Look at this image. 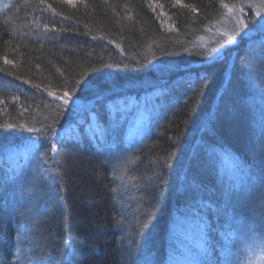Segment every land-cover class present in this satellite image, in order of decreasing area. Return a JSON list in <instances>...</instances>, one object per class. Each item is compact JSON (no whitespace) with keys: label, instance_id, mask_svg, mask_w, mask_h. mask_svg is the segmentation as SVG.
<instances>
[{"label":"trees","instance_id":"obj_1","mask_svg":"<svg viewBox=\"0 0 264 264\" xmlns=\"http://www.w3.org/2000/svg\"><path fill=\"white\" fill-rule=\"evenodd\" d=\"M255 3L0 0V264H183L197 242L235 264L245 239L264 264V29L231 22Z\"/></svg>","mask_w":264,"mask_h":264},{"label":"rangeland","instance_id":"obj_2","mask_svg":"<svg viewBox=\"0 0 264 264\" xmlns=\"http://www.w3.org/2000/svg\"><path fill=\"white\" fill-rule=\"evenodd\" d=\"M232 12V25L235 29L233 35L239 36V34H249L253 32L260 31L264 29V0H256L255 4H251L246 7H237L236 10ZM227 22V21H226ZM230 35L228 37L229 43L230 41L235 39V36ZM232 37V39H231ZM221 49L217 52L219 53ZM217 54L215 55V57ZM206 60H210L207 57ZM223 174V173H222ZM236 177H240L242 180L236 182ZM223 182L224 179L221 177ZM247 180V175H230L229 180H226L224 183L227 184L230 188L225 190L229 194L227 199L226 206L229 207L230 211L233 214L238 212L244 215V212L249 206L248 198L251 195V191L253 188H242L243 182ZM240 189V190H239ZM254 237H258L257 235ZM221 241L226 242L227 238L223 237ZM197 246V247H196ZM238 253L237 255V263L235 264H261L260 257L255 252H253L251 247L247 246V240L245 239L240 241V244L237 245ZM184 258L181 262L183 264H198L197 259H205L207 262L210 261L209 255H206L201 251V243L197 242V245L193 246L192 251L183 255ZM181 258V259H182ZM180 259V261H181ZM180 264V262H177Z\"/></svg>","mask_w":264,"mask_h":264},{"label":"snow or ice","instance_id":"obj_3","mask_svg":"<svg viewBox=\"0 0 264 264\" xmlns=\"http://www.w3.org/2000/svg\"><path fill=\"white\" fill-rule=\"evenodd\" d=\"M177 2H179V0H177ZM65 96H67V93H65Z\"/></svg>","mask_w":264,"mask_h":264}]
</instances>
